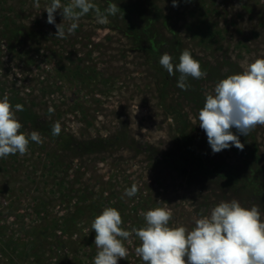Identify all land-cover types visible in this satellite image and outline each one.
Returning a JSON list of instances; mask_svg holds the SVG:
<instances>
[{
  "label": "rangeland",
  "instance_id": "1",
  "mask_svg": "<svg viewBox=\"0 0 264 264\" xmlns=\"http://www.w3.org/2000/svg\"><path fill=\"white\" fill-rule=\"evenodd\" d=\"M120 1L124 0H94L103 8L109 2L119 6ZM141 2L145 8L149 5L151 14L157 12L153 28L162 44L153 60L133 50L122 34L123 21L112 28L110 18L101 25L89 13L74 35L57 39L56 28L47 23L43 10L50 0H40L39 9L34 0H0V21L7 20V29L18 26L25 31L23 42L12 40L10 45L0 36V98L7 92L14 107L13 95H17L44 126L59 121L64 136L110 142L105 152L74 159L59 150L50 132L23 126L25 133L38 131L43 143L30 142L24 156L0 159V242L10 254L8 260L13 256L23 264H75L69 253L61 261L71 240L61 237L60 226L74 204L80 205L82 191L94 194L99 181L109 183L110 206L125 215L131 214L137 201L149 200L142 211L159 206L157 200L167 203L173 211L172 225L191 228L194 218L233 198L244 207L258 204L264 211V126L239 137L243 151L232 146L213 154L198 121L206 92L264 57V0H180L178 7L172 6V0ZM55 16L61 23L60 10ZM132 18L135 26L142 24ZM185 48L204 65L207 76L189 78L191 88L178 94L176 80L159 58L166 52L174 64L179 63ZM75 66L90 76L83 84L67 74ZM190 89L201 101L191 96ZM50 107L54 112H49ZM183 123L188 150L181 140ZM123 135L125 139L118 141ZM53 154L62 162L60 169L53 170ZM197 157L207 173L197 169ZM226 170L236 174L235 186L222 175ZM61 179L67 188H59ZM133 183L139 188L137 195L122 198ZM117 202L123 207L118 208ZM143 224L122 226L130 231ZM85 232L87 227L80 223L74 239ZM139 243L135 237L125 242L129 256L118 264H143L134 251Z\"/></svg>",
  "mask_w": 264,
  "mask_h": 264
},
{
  "label": "clouds",
  "instance_id": "2",
  "mask_svg": "<svg viewBox=\"0 0 264 264\" xmlns=\"http://www.w3.org/2000/svg\"><path fill=\"white\" fill-rule=\"evenodd\" d=\"M180 0H172L178 7ZM191 3L192 0H183ZM40 8V0H34ZM47 23L56 28L57 39L74 35L81 18L92 13L98 24H108L110 16L124 12L117 3L109 2L103 10L94 0H50L43 8ZM60 10L62 22L56 23L55 14ZM159 64L169 76L179 73L177 87L188 90L189 78L204 79L206 71L192 52L185 48L179 55V63L163 53ZM17 84V87H20ZM24 106L10 103L9 95L0 98V159L9 155L24 156L29 152L30 142L43 143L38 131H21L22 123L17 112ZM49 112H54L49 108ZM199 127L205 132L213 154L235 146L243 151L245 145L240 136H248L257 126H264V57H258L237 74L219 80L212 91L205 93L203 107L198 113ZM235 130V131H233ZM62 126L59 121L52 125L51 134L59 136ZM239 134V135H238ZM139 191L136 183L125 188L123 196L135 197ZM156 207L142 211L144 224L139 228L125 230L120 211L104 207L92 220L91 231H95L96 255L92 264H118L127 260L133 237L139 240L135 255L143 264H264V211L260 205L244 207L235 198L220 201L206 215L194 218L193 227L172 225L173 211L163 201Z\"/></svg>",
  "mask_w": 264,
  "mask_h": 264
},
{
  "label": "trees",
  "instance_id": "3",
  "mask_svg": "<svg viewBox=\"0 0 264 264\" xmlns=\"http://www.w3.org/2000/svg\"><path fill=\"white\" fill-rule=\"evenodd\" d=\"M128 1V2H127ZM123 2L119 5V7L124 12L123 19L121 16L123 13H118L117 16H110L111 19V27L117 28L116 23L119 21H123L124 27L126 30H122V34H124L125 37H127L131 44L133 45V50L137 51H143L148 58H151L153 60V57L159 53V47L161 46V41H156V35L154 32V26L153 24L158 19L157 12L154 14H151L149 9V5L144 7L145 4L141 2V0H124L120 1ZM149 2V1H148ZM100 8L103 10V6L99 5ZM149 13L152 15L150 16ZM132 17H136L142 24H136L133 23ZM155 17V18H154ZM6 21V22H5ZM1 22V21H0ZM2 22L4 26L0 27V36L4 39H9L7 43L10 45L12 40H17L18 42H23V38L25 37V31L22 27H14V29H7L8 23L5 18L2 19ZM1 22V23H2ZM10 28V27H9ZM158 42V43H157ZM11 49V47H10ZM202 70L206 71L205 68H203V64L200 62ZM0 66H2L0 64ZM61 70H59L60 72ZM67 74L71 78L77 79L80 81V83H84L86 79H88L90 76L85 75L84 69L80 66H75V68H69L67 70ZM178 75V76H177ZM176 80V83L178 81L179 73L173 76ZM193 82L192 79L188 80V83L191 84ZM178 94H182V90L179 89ZM191 90V89H190ZM192 91V90H191ZM192 97L197 101L200 99V95L196 94V91H192ZM15 103L21 104L24 106V110L20 111L19 116L21 117V123L24 127H35L36 129H40L41 131H47L51 134L52 124L48 123V125H43L41 122L38 121V116L35 114V112L32 110V108H29L24 100H19L17 95H13ZM199 101V100H198ZM176 111V110H174ZM186 125L183 123L182 129H181V135H182V142L186 145V149L188 150V142L186 140ZM125 136L117 137L118 141L121 139H125ZM55 145L59 146V150L66 152L69 156H73L74 159L83 157V156H90V155H96L100 154L102 152H105L107 149V146L110 144L108 139H104L101 137L92 138L90 140H76L73 139L70 136H64L60 133L59 136L54 137ZM54 155V159H56L55 166L53 167V170L55 168L60 169V166H62V162L59 160V156L56 154ZM198 161V167L197 169L200 170L202 173H207V168L201 161L199 157L196 158ZM212 173H217V171H212ZM233 174H230L229 170L224 171L225 178L227 182L233 183V186H235V183H238V179L236 174L232 172ZM221 175V176H222ZM66 181V180H65ZM63 179L58 181L59 188H62L63 185L67 188V183ZM103 182V181H102ZM109 187V183H100L97 186L96 192L94 194L92 191H89L88 194H85V192L82 191L80 194V197L78 198L79 204H74L72 211L70 214H68L62 221V224L60 226V235L61 237H65L67 239H70L69 246L66 245L64 247V250L62 252H65L66 254L62 258L61 261L66 260V255L68 256V253L71 255L72 258L70 259L75 264H92L93 258L96 255V246L94 244L95 239V231H91V222L95 218V216L99 215L104 207H111V197L112 193L107 189ZM108 192V194H106ZM93 194V195H92ZM106 194V195H105ZM92 195V196H91ZM91 197L94 199L91 201L89 200ZM149 197V196H148ZM67 198H70L68 196ZM149 200L142 203V201L135 203L133 206V209L131 210V214L123 213L120 209H118L122 215V219L124 221L123 224L125 225H137L141 224L143 220V217L140 215V212L144 210V207L147 206ZM118 208L123 207L121 203L117 202ZM86 219V220H85ZM132 220H135V222H132ZM137 221V222H136ZM82 223L84 227H87V232L82 233L80 235V238L74 239L77 234L78 225ZM133 223V224H132ZM123 227V226H122ZM82 231V230H81ZM73 246V247H72ZM82 253V254H80ZM80 254V255H79Z\"/></svg>",
  "mask_w": 264,
  "mask_h": 264
},
{
  "label": "built area",
  "instance_id": "4",
  "mask_svg": "<svg viewBox=\"0 0 264 264\" xmlns=\"http://www.w3.org/2000/svg\"><path fill=\"white\" fill-rule=\"evenodd\" d=\"M8 254L6 246L0 242V264H23L18 260H14L13 256H10V260H8Z\"/></svg>",
  "mask_w": 264,
  "mask_h": 264
}]
</instances>
